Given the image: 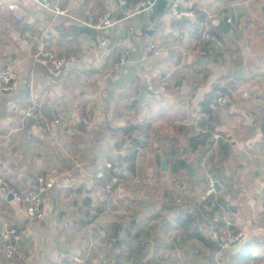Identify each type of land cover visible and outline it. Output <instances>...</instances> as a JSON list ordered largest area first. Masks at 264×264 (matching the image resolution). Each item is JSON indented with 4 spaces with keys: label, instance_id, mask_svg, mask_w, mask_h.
Listing matches in <instances>:
<instances>
[{
    "label": "crops",
    "instance_id": "crops-1",
    "mask_svg": "<svg viewBox=\"0 0 264 264\" xmlns=\"http://www.w3.org/2000/svg\"><path fill=\"white\" fill-rule=\"evenodd\" d=\"M160 1L135 12V0H64L68 15H58L40 0H0V70L16 73L13 90L0 91V177L21 191L54 181L37 221L0 189V230L6 221L25 232L13 260L0 239V264H57L61 253L80 264H264V0ZM172 1L191 15L175 18ZM222 12L229 30L214 20ZM105 15L96 37L57 30ZM209 28L222 47L206 43ZM41 39L52 59L38 56ZM237 68L245 79L231 77ZM159 77L166 85L154 93ZM218 88L231 95L222 109ZM34 101L44 128L25 118ZM131 129L152 138L137 155L121 150ZM108 163L120 178L106 194L96 174ZM206 170L221 191L203 199ZM205 213L240 242L222 248Z\"/></svg>",
    "mask_w": 264,
    "mask_h": 264
},
{
    "label": "built area",
    "instance_id": "built-area-1",
    "mask_svg": "<svg viewBox=\"0 0 264 264\" xmlns=\"http://www.w3.org/2000/svg\"><path fill=\"white\" fill-rule=\"evenodd\" d=\"M44 5L53 8L54 12L58 15H68V10L64 8L63 3L64 0H40ZM121 4L125 5V0H119ZM156 0H138L136 3L134 10L135 12H140L143 9H151ZM9 11L12 15L22 21L24 19L21 14L19 8L15 4L8 5ZM168 9L172 11V14L175 18L180 19L183 15H191L189 11H181L180 6L177 2L172 1L168 4ZM214 20L217 22H226L230 25L233 24L234 18L232 16H228L226 13L222 12L218 14ZM110 24V19L108 15L103 16L95 23L94 28L102 30L104 27ZM206 25V23H204ZM207 27V26H206ZM205 41L211 39L215 41L219 47L223 46V42L220 41L217 36L213 33L206 32L204 34ZM100 47L103 49L110 50L113 46V40L109 37L102 36L99 41ZM51 46V43L48 40L43 41L42 39L38 43V56L45 55L52 59V55L49 51H47V47ZM155 46L151 45L149 50H154ZM203 55H206L205 51H202ZM120 64L124 65L126 63V58L122 56L120 58ZM65 64L64 60H60L55 62V66L57 69H60ZM16 79V73L12 69H2L0 70V91L1 92H10L13 90V84ZM158 83L155 86H151V90L154 93H159L161 89H163L166 85L165 78L159 77ZM217 95V104L216 106L220 109L224 108L228 102L231 100V95L223 90L222 88H218L216 90ZM25 118L33 119L36 123L40 124L43 128L47 126L48 117L44 112L42 105L38 101H34L30 104L25 110ZM83 120H86L83 117ZM44 132L47 133V128L44 129ZM215 138H219L218 135ZM264 139V134H263ZM152 145V138L149 134L140 131L139 129H131L126 136V139L121 144V150L127 152L130 155H137L139 153L144 152ZM116 169V166L112 163H108L106 167L100 170L96 176L100 182L101 189L106 194L110 193L112 190V186L117 182V178L111 177L110 173ZM205 177L207 179V191L203 196V199H206L209 195L215 192V182L208 173L205 171ZM54 181L52 179L46 180L44 178H40L38 181V186L32 190H24L21 191L16 187L10 185V183L5 179L0 177V189L3 191L5 199H10L11 202H14L20 208H23L25 214L29 220L37 221L41 220L44 217L43 212V194L50 190L53 187ZM204 219L207 221L209 225V230L211 237L223 248L230 247L234 245L236 242L240 241V235H227L226 237H222L217 228L215 221L206 213L203 215ZM25 232L19 227L13 226L11 223L4 221L2 224V228L0 230V239H1V248L5 257L8 260H13L19 255L18 244L22 239V236ZM57 264H80V260L76 257H72L67 253H61L59 255Z\"/></svg>",
    "mask_w": 264,
    "mask_h": 264
},
{
    "label": "water",
    "instance_id": "water-1",
    "mask_svg": "<svg viewBox=\"0 0 264 264\" xmlns=\"http://www.w3.org/2000/svg\"><path fill=\"white\" fill-rule=\"evenodd\" d=\"M53 10V8H51ZM76 25H71L70 26V30L66 29L65 27V24H62V25H58L57 26V30L59 32L62 33V37H65L64 33L70 37H73V38H78L81 34L83 33H87L88 35H91V36H94L96 37L98 35V30L95 29L94 27H91L90 25L86 24H77L75 23ZM220 27H222L224 30H229L231 25L226 23V22H221L219 24ZM40 58L42 59H47V57L45 55H40L39 56ZM49 58V57H48ZM232 78L234 79H238V80H243L246 78V75H245V72L242 68H237V69H234L232 71ZM3 93H7V92H3ZM229 103V102H228ZM227 103V104H228ZM29 121L32 123L34 122L33 119H29ZM162 168L165 170L166 169V162L164 159H162ZM189 172H190V175L192 177H195L196 176V173H195V169L194 167L191 165L189 167ZM209 174H211L214 182H215V191L217 192H220L221 191V186H220V183H219V178L213 174V171H208ZM38 186V185H37ZM11 199V197L9 198ZM240 241L236 242L235 244L237 245Z\"/></svg>",
    "mask_w": 264,
    "mask_h": 264
},
{
    "label": "trees",
    "instance_id": "trees-1",
    "mask_svg": "<svg viewBox=\"0 0 264 264\" xmlns=\"http://www.w3.org/2000/svg\"><path fill=\"white\" fill-rule=\"evenodd\" d=\"M136 1L138 2V0H135V2H136ZM154 5H155V6H156V5H157V6H161L160 9H163V8H165V7L167 6V3L164 2V1L156 0V2H155ZM199 20H203V17H202V18H199ZM217 27H218V25H217ZM209 31H210V32H208V33H213V34H215L214 30H212V29H210V28H209ZM209 41H210L209 39L206 40V43H208ZM205 52H206V50H205ZM206 53H207V52H206ZM222 89L229 93V91L226 90L225 88H222ZM229 94H230V93H229ZM209 112H210V111H209ZM193 147L196 148L197 146L194 145ZM129 161L134 162V157H130V158H129ZM117 175H118V176H117ZM117 175H116V173H114V172H111V173H110V176H111V177H112V176H113V177L115 176V177L120 178V177H119V174H117ZM222 237H223V236L221 235V238H222ZM203 240H204L205 243H207L206 239H203ZM242 254L245 255L246 258L249 257V248H246Z\"/></svg>",
    "mask_w": 264,
    "mask_h": 264
}]
</instances>
